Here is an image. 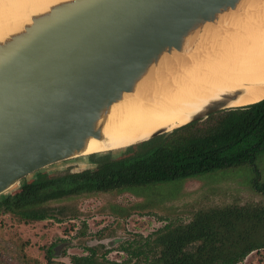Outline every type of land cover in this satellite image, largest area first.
<instances>
[{
  "label": "water",
  "instance_id": "1",
  "mask_svg": "<svg viewBox=\"0 0 264 264\" xmlns=\"http://www.w3.org/2000/svg\"><path fill=\"white\" fill-rule=\"evenodd\" d=\"M253 0H68L0 37V196L72 159L169 136L231 106L211 103L183 125L125 147L106 133L113 108L212 26ZM146 79V80H147ZM108 147L93 150L95 143Z\"/></svg>",
  "mask_w": 264,
  "mask_h": 264
},
{
  "label": "trees",
  "instance_id": "2",
  "mask_svg": "<svg viewBox=\"0 0 264 264\" xmlns=\"http://www.w3.org/2000/svg\"><path fill=\"white\" fill-rule=\"evenodd\" d=\"M112 153L93 155L97 167L80 173L53 178L44 171L36 173L19 192L0 196V215L60 222L67 208H52V203L98 193L138 194L151 186L229 169L253 171L251 184L264 194L256 165L264 156V101L212 114L169 136L125 149L121 158H113ZM120 247L128 257L123 262L109 260L110 250L101 244L87 247L89 255L71 257V264H241L252 252L264 249V206L233 204L199 211L189 223L172 221L146 240L127 241ZM53 248L47 251V264H53ZM14 259L31 263L25 254Z\"/></svg>",
  "mask_w": 264,
  "mask_h": 264
},
{
  "label": "rangeland",
  "instance_id": "3",
  "mask_svg": "<svg viewBox=\"0 0 264 264\" xmlns=\"http://www.w3.org/2000/svg\"><path fill=\"white\" fill-rule=\"evenodd\" d=\"M114 153L112 157L117 159L123 150ZM256 165L264 183V156ZM96 167L91 156H87L56 164L44 174L53 178ZM254 179L255 173L250 169H229L178 184L151 186L138 194L80 196L50 205L67 208L65 217L60 215V222L27 221L21 216L1 214L0 264H19L14 257L20 254H25L30 264H47V251L53 245L52 263L71 264V257L89 255L87 247L101 244L110 250L109 260L123 262L128 258L120 247L124 242L146 240L172 221L186 224L199 211L229 208L233 204L264 206V194L251 184ZM19 191V187L15 188L12 194ZM241 264H264V249L252 252Z\"/></svg>",
  "mask_w": 264,
  "mask_h": 264
},
{
  "label": "bare ground",
  "instance_id": "4",
  "mask_svg": "<svg viewBox=\"0 0 264 264\" xmlns=\"http://www.w3.org/2000/svg\"><path fill=\"white\" fill-rule=\"evenodd\" d=\"M68 0H0V37L33 14ZM190 55H176L112 111L106 133L115 147L188 123L211 103L241 94L231 106L264 99V0H253L204 34ZM108 147L95 143L93 150Z\"/></svg>",
  "mask_w": 264,
  "mask_h": 264
},
{
  "label": "flooded vegetation",
  "instance_id": "5",
  "mask_svg": "<svg viewBox=\"0 0 264 264\" xmlns=\"http://www.w3.org/2000/svg\"><path fill=\"white\" fill-rule=\"evenodd\" d=\"M92 157V156H91Z\"/></svg>",
  "mask_w": 264,
  "mask_h": 264
}]
</instances>
